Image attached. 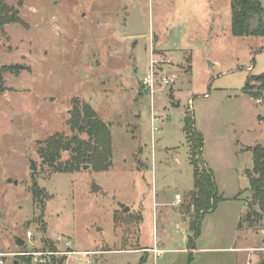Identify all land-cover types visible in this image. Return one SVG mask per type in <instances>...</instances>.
Returning <instances> with one entry per match:
<instances>
[{
  "label": "rangeland",
  "instance_id": "374dc122",
  "mask_svg": "<svg viewBox=\"0 0 264 264\" xmlns=\"http://www.w3.org/2000/svg\"><path fill=\"white\" fill-rule=\"evenodd\" d=\"M135 2L145 27L140 35L126 32ZM5 3L21 22L0 26V65L16 67L3 72L0 90L1 264H34L21 253L58 250L60 236L74 250L91 252L87 258L69 256L78 264L239 259L230 251L185 250L193 215L186 114L203 137L200 165L211 169L223 197L204 214L195 244H254L262 249L255 251L256 261L252 257L257 264L264 256V219L249 224L244 212L251 201L246 174L253 167L251 149L264 145V99L248 95L244 86L248 76L264 72V36L232 34V0ZM151 63L153 92L143 84ZM166 75H175V81L163 85ZM249 85L264 94L258 81ZM75 101L110 126L107 169L85 162L72 171L56 170L71 162L70 150H62L53 164L43 159L49 136L68 139L75 132L69 122ZM152 115L158 126L153 131ZM92 182L98 191H92ZM242 215L240 223L249 230L239 226ZM153 245L164 251L132 250ZM60 257L54 255L51 264Z\"/></svg>",
  "mask_w": 264,
  "mask_h": 264
},
{
  "label": "trees",
  "instance_id": "16d2710c",
  "mask_svg": "<svg viewBox=\"0 0 264 264\" xmlns=\"http://www.w3.org/2000/svg\"><path fill=\"white\" fill-rule=\"evenodd\" d=\"M9 12L10 7L6 5L5 0H0V26L8 21L21 22ZM231 32L235 36H264V6L260 0H232ZM14 68L15 65H0V90L4 89L3 72ZM252 80L259 82V88H264V72L248 76L244 86L245 93L259 99L263 93L261 90H252L249 85ZM70 112L69 122L75 132L68 139L58 133L49 136L42 149L43 159L53 164L62 150H70L73 152L71 162L63 167H56V170L72 171L85 162L90 163L97 170L107 169L112 153L109 124L98 118L87 104H79L75 101ZM194 124L191 114H186L183 131L190 149V162L193 165V189L190 192V208L193 215L189 222L190 234L187 239L189 249L195 248V240L199 236L200 222L204 214L213 211L219 200L223 198L218 193L211 169L200 165L203 137ZM76 132H85L88 137L79 138ZM251 150L253 167L246 171L251 201L247 203L248 210L244 217L249 224L257 219H264V145H256ZM34 186L37 188L36 184ZM64 260V256L60 257L58 264H63ZM257 264H264V256Z\"/></svg>",
  "mask_w": 264,
  "mask_h": 264
},
{
  "label": "built area",
  "instance_id": "2783aa9c",
  "mask_svg": "<svg viewBox=\"0 0 264 264\" xmlns=\"http://www.w3.org/2000/svg\"><path fill=\"white\" fill-rule=\"evenodd\" d=\"M154 76H155V69L153 67V64L151 63L149 67V71L144 77L143 84L144 86L149 89L151 92H153L154 87ZM176 76L175 75H166L161 78V82L163 85H170L175 81ZM157 120V117L153 116L151 117L152 122V131L157 130L158 126L155 124V121ZM27 238H32L31 231H26ZM56 246L60 247L58 250H48V251H36L32 250L29 252H22L23 255H30L34 259V264H51V259L54 255H61V256H71L74 254L83 253L86 257L91 254V252L84 251V252H78L72 248L71 241L68 238L65 237H58L55 240ZM1 255V253H0ZM51 257V258H49ZM87 264H90L91 262L88 260L86 261ZM2 261H0V264Z\"/></svg>",
  "mask_w": 264,
  "mask_h": 264
},
{
  "label": "crops",
  "instance_id": "0c3cea01",
  "mask_svg": "<svg viewBox=\"0 0 264 264\" xmlns=\"http://www.w3.org/2000/svg\"><path fill=\"white\" fill-rule=\"evenodd\" d=\"M259 100V99H257ZM250 192V191H249ZM251 193V192H250ZM246 207H245V211L247 210V202H245ZM247 212V211H246ZM246 212H244V215L246 214ZM244 215L240 216V221L241 222V217H243ZM241 224V223H240ZM247 228V230H249V228H251L250 225H240V228ZM200 235V234H199ZM188 236V235H187ZM200 238V236H198L196 238V240H198ZM188 239V237H186V240ZM132 250H140V251H144V250H148V251H153L156 254H160L164 251V248H160V247H156L155 245L153 246H144V247H139V248H135ZM185 250H187L188 252H195V253H199V252H220V251H230V252H235L237 254H240V256L236 255L239 259H236L233 261L232 264H253L256 259L254 258L255 256V251L257 250H262L260 249V247L255 246L254 244H246L245 242L240 244V245H232L230 244L229 246H224V245H199L198 243L195 244V248L194 249H189L188 247L185 248ZM83 251H88V250H82L79 252H83ZM108 251H112V250H108ZM85 258H87L84 255ZM255 259V261L253 262L252 260ZM16 264V263H13ZM64 264H78V262L76 261V259H72V257H69L65 260Z\"/></svg>",
  "mask_w": 264,
  "mask_h": 264
},
{
  "label": "water",
  "instance_id": "95a60500",
  "mask_svg": "<svg viewBox=\"0 0 264 264\" xmlns=\"http://www.w3.org/2000/svg\"><path fill=\"white\" fill-rule=\"evenodd\" d=\"M144 28L145 27H144L142 15L139 11V4L137 2H135V5L131 6V10L128 14L126 32L131 34V35H140V34H143ZM262 99H264V94L262 95ZM86 166H87V164L83 165L84 168ZM31 168L32 169L36 168L34 161H32V163H31ZM91 189L94 192L98 191L99 186L95 182H92ZM120 207H122L124 211L128 210V207L125 206L124 204H120ZM15 242L18 245L24 244V240L20 237H17V236L15 237Z\"/></svg>",
  "mask_w": 264,
  "mask_h": 264
}]
</instances>
